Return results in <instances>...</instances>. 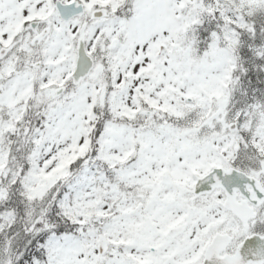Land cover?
<instances>
[{
  "label": "rangeland",
  "instance_id": "obj_1",
  "mask_svg": "<svg viewBox=\"0 0 264 264\" xmlns=\"http://www.w3.org/2000/svg\"><path fill=\"white\" fill-rule=\"evenodd\" d=\"M78 1L85 16L63 21L56 0H0V264L13 255L22 220L40 214L51 184L70 171L60 168L83 145L92 107L109 100L127 119L106 123L102 159L111 173L83 177L73 197L51 205L98 227L52 240L43 264H201L213 229L240 239L246 230L218 209L219 193L193 204L197 177L230 165L264 173V0ZM130 3L131 25L114 13ZM97 8L108 15L93 19ZM84 21L95 68L73 85ZM161 43L168 49L158 56ZM29 108L45 127L24 136L17 126L14 137L3 115L22 120ZM160 243L153 255L148 246Z\"/></svg>",
  "mask_w": 264,
  "mask_h": 264
},
{
  "label": "trees",
  "instance_id": "obj_2",
  "mask_svg": "<svg viewBox=\"0 0 264 264\" xmlns=\"http://www.w3.org/2000/svg\"><path fill=\"white\" fill-rule=\"evenodd\" d=\"M122 11L123 7L116 14H120ZM124 16L130 22L133 18V12L124 13ZM109 89L120 90L119 87L113 85ZM108 94L110 96V93ZM110 102L109 100L104 107L95 106L92 108L85 128V146L77 154L71 155L64 161L60 170H63L64 167H71L70 171L65 176H59L56 182L49 187L42 201L38 204L40 214L36 215L30 223L25 219L22 220L21 225L18 226L19 235L13 246V255L5 264H43L51 253L48 249V244L52 240L77 237L80 236L81 229L85 230L97 226V223L92 220H87L81 225L75 217L67 218L59 215L58 211H56L57 209L52 208L51 205L54 202H57L59 205V202L55 201V199L60 200V197L63 195L69 194L73 196L74 191L80 187V182L84 176H96L97 172L107 166L102 160L104 136L106 134L105 124L108 121L127 120L113 115ZM28 112L24 116V136H29L30 131H32L38 120L37 117L34 120L36 114H34L32 108H29ZM9 120L16 119L9 118ZM170 122L173 125H177V123L172 121V118ZM14 133L15 131H11L13 136ZM26 171L25 164H20L17 169V181L19 184H21V179ZM39 219L42 221H38Z\"/></svg>",
  "mask_w": 264,
  "mask_h": 264
},
{
  "label": "water",
  "instance_id": "obj_3",
  "mask_svg": "<svg viewBox=\"0 0 264 264\" xmlns=\"http://www.w3.org/2000/svg\"><path fill=\"white\" fill-rule=\"evenodd\" d=\"M57 10L60 12L61 17L64 20H70L71 18L79 15L82 16L85 12L84 6L79 2H73L70 4H63L57 1ZM106 16V10L100 9L95 11V18H102ZM36 23L33 24V27ZM87 24L85 23L80 30V38L78 40V61L75 72L73 74L74 84H78L85 79L94 67L93 59L88 55L85 45V29ZM167 49L166 44L160 45V51L158 55H162ZM6 50L1 51L3 56ZM3 78V74L0 71V80ZM65 88L59 90L56 94L61 95ZM244 176V177H243ZM249 180L246 175L231 172L223 168H215L203 177H199L194 187V194L196 196L203 195L205 193H211L216 188L225 189L227 195L230 196V191L234 189L244 180ZM228 202V201H227ZM226 202V204H227ZM230 205V201H229ZM230 207L234 208L233 205ZM236 207V206H235ZM241 215V214H240ZM244 225H247V219L243 220ZM231 238L225 234H216L208 245L202 264H262L264 263V237L253 235L248 237L242 242L237 249L234 256H221V252L230 243ZM162 245L157 247L150 246V250L153 254H157L161 251ZM105 243H100V252L104 253Z\"/></svg>",
  "mask_w": 264,
  "mask_h": 264
},
{
  "label": "flooded vegetation",
  "instance_id": "obj_4",
  "mask_svg": "<svg viewBox=\"0 0 264 264\" xmlns=\"http://www.w3.org/2000/svg\"><path fill=\"white\" fill-rule=\"evenodd\" d=\"M229 167H234V166L231 165ZM254 176H256V178L260 181V182H257L259 185V195H257V193L255 192L256 190L252 189V187H248V194L252 197L253 201L257 203V205L248 203L247 210H249L251 214L255 213V217H251L249 226L247 228H245L246 233L241 236V239L238 237V235H240V234L235 235L232 232L230 233L233 236V241H232L231 245L228 246V248L226 249L224 254H233L238 243H240V241L243 240L244 237L246 238L249 234L254 233V231H252V229H251L254 224H256L255 233H258L261 236L264 235V173H257ZM217 192H221L223 199H225V196H224L225 194L223 191H217ZM202 198H204V197H202ZM234 198L237 201V203H242V201H243V198H242L241 193L239 191H236L234 193ZM221 204H222V202H221ZM228 212L231 213L236 218L237 221H240V219L238 217H236L232 212H230V211H228Z\"/></svg>",
  "mask_w": 264,
  "mask_h": 264
}]
</instances>
